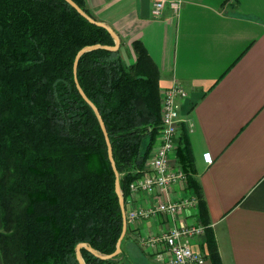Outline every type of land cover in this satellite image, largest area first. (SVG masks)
<instances>
[{"label": "trees", "instance_id": "16d2710c", "mask_svg": "<svg viewBox=\"0 0 264 264\" xmlns=\"http://www.w3.org/2000/svg\"><path fill=\"white\" fill-rule=\"evenodd\" d=\"M93 17L85 0H73ZM67 0H0V203L4 264H81L77 246L113 253L124 219L105 125L126 201L161 124L159 73L139 41L135 63ZM85 94L99 114L84 98ZM100 115V116H99ZM148 142L144 144V139ZM177 149L212 264H222L184 129ZM124 240V239H123ZM123 243V241H122ZM85 264H131L126 253Z\"/></svg>", "mask_w": 264, "mask_h": 264}, {"label": "crops", "instance_id": "0c3cea01", "mask_svg": "<svg viewBox=\"0 0 264 264\" xmlns=\"http://www.w3.org/2000/svg\"><path fill=\"white\" fill-rule=\"evenodd\" d=\"M85 3L93 18L117 33L128 65L137 59L133 42H140L158 69L161 100L174 83L187 90L179 145L185 129L222 264H264V0H185L177 12L167 5L161 16L152 14L153 0ZM177 149L170 164L182 167ZM188 188L186 180L167 193H130L127 213L184 199ZM197 208L128 223L122 249L130 263L166 264L165 246H149L142 237L203 225ZM191 245L212 264L205 231Z\"/></svg>", "mask_w": 264, "mask_h": 264}, {"label": "built area", "instance_id": "2783aa9c", "mask_svg": "<svg viewBox=\"0 0 264 264\" xmlns=\"http://www.w3.org/2000/svg\"><path fill=\"white\" fill-rule=\"evenodd\" d=\"M185 0H153L152 14L161 16L169 5L172 10L178 11ZM188 97L187 90L179 83H174L162 92L161 124L157 138V147L152 148L142 173L130 184V193L138 191L167 193L171 186L187 180L185 170L178 165H171L172 154L179 145V132L182 118V101ZM206 163H212L213 157L204 154ZM196 199L185 197L179 201H162L157 205L144 209H133L127 213L128 223L138 218H149L158 213L175 214L187 207H195ZM204 225H179L159 234L142 237V242L156 247L164 245L169 256L166 264H205L206 256L193 249L191 239L203 234ZM164 256L161 258L163 259Z\"/></svg>", "mask_w": 264, "mask_h": 264}, {"label": "water", "instance_id": "95a60500", "mask_svg": "<svg viewBox=\"0 0 264 264\" xmlns=\"http://www.w3.org/2000/svg\"><path fill=\"white\" fill-rule=\"evenodd\" d=\"M67 1L79 13H81L82 15H84L85 17H87L90 21H92V22H94V23H96V24H98L100 26L105 27L111 33V35L113 36V38L115 39V44L113 46H111V45H93V46H87V47L83 48L78 53V55L76 57V60H75V64H74L75 80H76V82L78 84L77 71H78V63H79L80 56L84 52L91 51V50L97 49L99 47H104V48L111 49V50H117L120 47V38L117 35V33L111 27H109L107 24H105L104 22L99 21V20H97L95 18H92L89 15H87L85 13V11H83L76 2H74L73 0H67ZM83 96L88 101V103L94 108V110L99 114V110H98L97 106L85 94H83ZM102 126H103V130H104V133H105V136H106V140H107L108 146H109V158L111 160V164L113 166V169H114L115 175H116V191H117V194H118L119 200H120L121 210H122L123 219H124V226H123L122 235L119 238L118 243H117V248L111 254L101 255V254L96 253L94 250H92L87 244H85V243L79 244L77 246V254H78V258L80 259L81 264H85L84 260L81 257V253H80V250H81V248L83 246L84 247H87L88 249H91L93 252H95L97 255H99L102 258H111V257L117 256L118 254H120L121 251H122V240H123V238H124V236H125V234L127 232V227H128V218H127V210H126V205H125V199L123 197V193H122V190H121V187H120V182H119L120 181V173H119V171L117 169V166H116L115 158H114V155H113V151H112V148H111L110 139H109V136H108L106 127H105V125L103 123H102Z\"/></svg>", "mask_w": 264, "mask_h": 264}, {"label": "rangeland", "instance_id": "374dc122", "mask_svg": "<svg viewBox=\"0 0 264 264\" xmlns=\"http://www.w3.org/2000/svg\"><path fill=\"white\" fill-rule=\"evenodd\" d=\"M90 11V10H89ZM91 13V12H90ZM92 15V14H91ZM93 18V17H92ZM148 142V138H145L144 139V144H146ZM187 197L189 198V199H191V198H195L196 199V197H195V194L188 188L187 189ZM197 204H198V200L196 199V204H195V207H197ZM194 207V208H195Z\"/></svg>", "mask_w": 264, "mask_h": 264}]
</instances>
